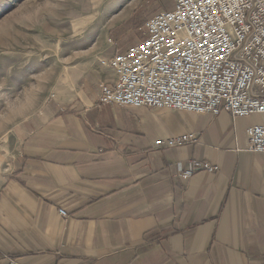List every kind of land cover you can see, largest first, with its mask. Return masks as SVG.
<instances>
[{
  "label": "crops",
  "instance_id": "1",
  "mask_svg": "<svg viewBox=\"0 0 264 264\" xmlns=\"http://www.w3.org/2000/svg\"><path fill=\"white\" fill-rule=\"evenodd\" d=\"M100 85L15 126L0 156V264H264V152L246 133L264 115L113 109ZM182 133L198 139L154 146ZM193 159L220 170L185 179Z\"/></svg>",
  "mask_w": 264,
  "mask_h": 264
},
{
  "label": "built area",
  "instance_id": "2",
  "mask_svg": "<svg viewBox=\"0 0 264 264\" xmlns=\"http://www.w3.org/2000/svg\"><path fill=\"white\" fill-rule=\"evenodd\" d=\"M142 36L104 60L113 81L100 85L99 102L117 109L149 107L234 118L264 115V0H175L173 10L151 16ZM248 150L264 152V121L246 129ZM198 139L182 133L156 148ZM220 166L193 159L185 179ZM60 213L67 216L65 209ZM8 264H24L12 259Z\"/></svg>",
  "mask_w": 264,
  "mask_h": 264
},
{
  "label": "rangeland",
  "instance_id": "3",
  "mask_svg": "<svg viewBox=\"0 0 264 264\" xmlns=\"http://www.w3.org/2000/svg\"><path fill=\"white\" fill-rule=\"evenodd\" d=\"M174 8L175 0H0V156L14 154L18 123L82 94L85 81L112 79L103 61Z\"/></svg>",
  "mask_w": 264,
  "mask_h": 264
}]
</instances>
